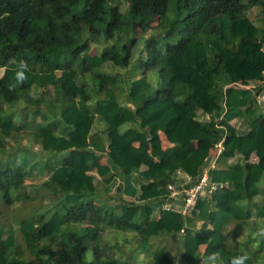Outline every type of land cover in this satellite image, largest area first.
Segmentation results:
<instances>
[{
    "label": "trees",
    "instance_id": "trees-1",
    "mask_svg": "<svg viewBox=\"0 0 264 264\" xmlns=\"http://www.w3.org/2000/svg\"><path fill=\"white\" fill-rule=\"evenodd\" d=\"M115 1L0 0V109L32 105L41 88L52 85L55 116L71 127L65 135L57 136L51 129L31 135L47 157L68 152L60 166L44 163L39 169L41 162L28 147L8 154L0 150L5 154L0 158V200L6 206L13 204L12 193L26 186L33 169L43 181L30 187L32 194H61L49 207L18 223L30 240L32 260L23 257L12 231L0 226V264H89L83 257L86 247L109 227L135 230L139 250L147 255L150 237L182 231L181 259L186 264H201L212 253L218 254V264H231L243 253L250 257L246 264H264V237L254 251H228L220 227L194 235L183 215L170 210L151 220L154 206L145 200L153 186L157 197L166 196V186L174 183L178 172L197 180L221 143L216 163L223 167L208 174L218 188L198 202L197 220L222 226L230 218L264 219V0H127L129 12L120 11ZM250 7L258 8L259 25L247 13ZM154 19L156 28L146 34ZM100 43L99 52L91 56V45ZM21 61L26 69L19 68ZM106 64L140 72L122 101L106 72L95 73L90 84L76 80ZM21 70L27 77L23 83L15 75ZM97 115L105 124L106 140L89 142ZM138 120L148 121L147 132H119L123 124ZM234 120L242 130L231 124ZM11 127V122L0 123L4 135ZM156 132L173 146L162 149L159 141L149 143ZM135 143L139 155H131ZM107 147L123 170L126 187H131L130 181L136 184L137 177L150 181L138 196L141 226L86 200L95 190L86 171L100 169L97 153H106ZM146 151L156 161L146 162L147 170L140 171ZM253 153L256 164L226 165L232 157L247 160ZM124 192L136 196L133 190ZM244 202L245 209L240 206ZM201 245L206 246L202 254ZM111 260L102 264H113ZM150 264L176 263L161 249Z\"/></svg>",
    "mask_w": 264,
    "mask_h": 264
},
{
    "label": "crops",
    "instance_id": "crops-1",
    "mask_svg": "<svg viewBox=\"0 0 264 264\" xmlns=\"http://www.w3.org/2000/svg\"><path fill=\"white\" fill-rule=\"evenodd\" d=\"M90 54V50H89ZM97 54L94 52L93 55ZM91 55V54H90ZM91 55V56H93ZM106 72L109 74V83L112 87L118 100L122 101L123 96L127 93L128 87L131 81L140 77V72L135 70H127L121 67L114 66L112 64H106L102 68L94 69L91 73L78 75L76 80L78 84L81 82H87L90 84L95 73ZM120 75L123 77L121 78ZM130 75L133 77L130 79ZM93 76V77H92ZM80 81V82H79ZM237 86H240L236 84ZM252 86V85H250ZM243 87V86H240ZM249 87V86H248ZM245 88V87H244ZM92 94V93H91ZM54 89L52 85L43 86L37 96L34 97V103L32 105L22 104L11 111L0 109V123L1 122H11L12 127L10 129L9 135H4L1 133L0 128V150L4 149V145L7 148L10 147H22L18 144H5V140H10L14 135L20 137H26L28 135L29 141H25L24 147L30 148L31 152L34 154V159H39L41 162L40 168L44 163L53 164L55 166H60L63 164V160L69 154L65 152L66 155L60 157L59 153H54L45 155L40 148H38L32 141L31 135L35 131H41L44 129H51L57 136L65 135L67 131L71 129L70 126L59 123V118L55 116L57 112L56 106L52 105L54 102ZM264 100V94L262 95ZM206 119V116H202ZM95 124L93 125L91 135L89 136V142L93 139L100 137L106 140V130L105 124L101 118L97 115L95 118ZM149 119V118H148ZM147 119V120H148ZM147 120H138L136 123L127 122L119 128V132L122 133L129 128H137L141 131L147 132ZM231 124L235 126L236 129L242 130V127L236 122L232 121ZM53 126V129H52ZM153 141H159L162 149H167L173 145L167 140L165 135L161 132H156L150 134L149 143ZM150 145V144H149ZM31 146L33 148H31ZM108 148V147H107ZM139 145L135 143L133 145V151L131 155H139ZM106 153H97L99 156V167L100 169L94 168L92 170L88 169L89 174L92 176L94 181L95 190L88 194L86 197L87 201H91L102 207L105 211L113 214L115 217H123L126 222L132 223L137 226L143 224V220L139 214V205L141 200L139 199L140 191L147 188L149 182L141 180L139 177L136 178V184L130 181V188L126 187V181L123 177V170L115 162H113L108 152H112V149H106ZM74 153H80L82 150H71ZM39 154L40 156H38ZM40 157V158H39ZM49 158V159H47ZM156 159L150 156L149 151L142 154L140 171H146V162H155ZM258 162V157L253 153L249 159L245 160L240 156H235L226 161L227 166L242 165L245 163L256 164ZM208 166L223 167L221 164L216 163V158H211L207 161ZM212 168V169H213ZM29 179L39 178L37 172L38 170L29 171ZM99 172H107L104 175H100ZM196 181V180H195ZM189 179L185 174L178 172L177 177L174 179L172 184L178 190H182L192 186L195 182ZM133 190L136 192V196H130L124 192V189ZM154 186L149 192L146 193V201L152 203L153 213L151 215V220H157L160 216V211H165L164 207L169 206L171 211H179L182 208V199L180 197L172 198L167 194L166 196L157 197L155 195ZM264 189V184L261 185ZM143 193V190H142ZM51 196V195H49ZM55 196V195H54ZM57 199L61 197L58 194ZM208 199V198H206ZM257 199L253 200L256 201ZM259 200V199H258ZM250 202V204L253 203ZM248 203H241V208H246ZM198 210H193L188 215H183L185 226L189 227L190 231L194 235H204L213 230L221 228L223 234H225V246L228 251H254L257 249L261 239L264 237V219H258L252 216L247 221H236L230 218L225 224L219 226L218 223H205L202 224L198 221L196 215ZM183 232L171 233L161 232L158 235L152 236L148 240V251L149 255L141 252L139 250L140 238L135 230L128 229L126 227L107 228L103 233H101L100 238L97 242L90 241L89 245L86 247L84 252V260L89 264H102L108 259H112L113 264H150L152 257L161 249H163L167 255V258L175 261L176 264H186L181 259V253L183 252ZM205 245L198 247V252L202 254L205 250ZM264 253V250H263ZM111 260V262H112Z\"/></svg>",
    "mask_w": 264,
    "mask_h": 264
},
{
    "label": "rangeland",
    "instance_id": "rangeland-1",
    "mask_svg": "<svg viewBox=\"0 0 264 264\" xmlns=\"http://www.w3.org/2000/svg\"><path fill=\"white\" fill-rule=\"evenodd\" d=\"M246 2V0H245ZM114 5L119 8L122 12H129L130 11V3L127 0H116L114 2ZM182 3L180 2V6ZM247 13L249 16L255 20L256 24L259 25L257 22V19L259 18L258 8L256 7H250L247 10ZM158 23L157 19H154L151 21V23L148 25L147 33L149 34L153 28H156ZM102 43L100 45L98 44H92L90 48V54L93 55L94 52L98 53L101 49ZM3 70L0 69V76L2 75ZM133 78L130 75V79ZM264 104V103H263ZM264 108V107H263ZM16 109V108H14ZM18 109V108H17ZM16 109V110H17ZM26 137H20L18 135H14L10 140H5V144H18L20 143V146H24L25 141H29L28 135L25 134ZM8 146V145H7ZM7 146L4 145V150L8 153H13L15 151H18V149H21L20 147H10L7 148ZM31 148H33L31 146ZM5 155V154H4ZM2 153H0V158L4 156ZM58 155L60 157L66 155L65 152H61ZM43 179L40 178H31L27 179L26 186L21 188L18 192L12 193V200L13 204L11 206H6L1 200H0V226L5 227L8 230H11L12 233L15 236L16 245L23 251V257H25L28 260H32L33 256L29 252L27 245L29 244L30 240L27 238L25 231L20 230L18 223L26 218H29L33 215V213H38L41 211V209L45 207H49L50 204L54 203L57 199L56 196H37L35 193H31V186L38 185L40 182H42Z\"/></svg>",
    "mask_w": 264,
    "mask_h": 264
},
{
    "label": "built area",
    "instance_id": "built-area-1",
    "mask_svg": "<svg viewBox=\"0 0 264 264\" xmlns=\"http://www.w3.org/2000/svg\"><path fill=\"white\" fill-rule=\"evenodd\" d=\"M216 154L213 158L220 155L222 152L221 143L215 146ZM211 159V158H210ZM208 161V160H207ZM213 167L206 164L202 167L197 180L194 184L188 188L178 190L172 184H168L166 189L168 191L169 197L177 198L180 197L182 199V208L178 211L182 215L190 214L198 202L202 199L210 198L212 194L217 190V186L214 183H211L209 180V171ZM165 210H170L169 206L164 207ZM171 211V210H170Z\"/></svg>",
    "mask_w": 264,
    "mask_h": 264
},
{
    "label": "clouds",
    "instance_id": "clouds-1",
    "mask_svg": "<svg viewBox=\"0 0 264 264\" xmlns=\"http://www.w3.org/2000/svg\"><path fill=\"white\" fill-rule=\"evenodd\" d=\"M20 69H26V63L24 61H21L19 63ZM16 80L19 83H23L27 77L25 75V72L23 70L16 72ZM250 259L247 253H243L241 255L235 256L231 260V264H246V262ZM201 264H218V254L212 253L206 258H204L201 262Z\"/></svg>",
    "mask_w": 264,
    "mask_h": 264
}]
</instances>
